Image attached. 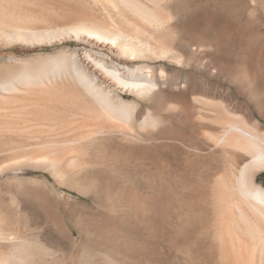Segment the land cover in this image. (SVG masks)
<instances>
[{
  "label": "rangeland",
  "instance_id": "1",
  "mask_svg": "<svg viewBox=\"0 0 264 264\" xmlns=\"http://www.w3.org/2000/svg\"><path fill=\"white\" fill-rule=\"evenodd\" d=\"M63 2L36 27L50 16L60 25L77 14H102ZM168 2L182 18L176 42L206 45L196 58L204 66L220 59L228 77L193 62L124 63L114 50L83 38H12L0 23V264L234 263L219 236L209 184L223 174L224 159L198 152L182 118L158 105L171 99L169 92L187 90L190 99L249 110L264 125V0ZM60 60L67 72H51ZM96 60L112 70L148 63L158 69L163 91L143 100L103 84ZM76 68L101 79L116 107L126 102L132 121L120 108L121 114L98 106ZM243 81L251 85L247 93L239 88ZM149 113L161 116L157 128L142 124ZM214 167L220 172L207 180L205 171ZM258 181L264 185V172Z\"/></svg>",
  "mask_w": 264,
  "mask_h": 264
},
{
  "label": "bare ground",
  "instance_id": "2",
  "mask_svg": "<svg viewBox=\"0 0 264 264\" xmlns=\"http://www.w3.org/2000/svg\"><path fill=\"white\" fill-rule=\"evenodd\" d=\"M19 1L21 4L24 0ZM26 1L24 3L27 4L26 6H20L15 0H0V23L6 27L12 38L36 41V43L60 41L63 38H83L114 50L124 63L132 62L130 59L141 63L166 59L178 66H189L190 62L196 64L195 66H204L203 62L196 58V54L206 45L176 42L181 14L178 10H174L175 7L172 8L170 5L172 2L168 0H72L91 6L95 10L99 9L102 14L98 11L81 14L78 12L80 17L77 14L78 18L65 19L66 21L60 25L55 24L57 20L49 19L52 17L50 16L46 19V24L49 26L43 24L38 28L36 24L41 25L43 23L41 19H45L49 11H52V14L56 11L58 8V5L55 7L56 2L59 0H40L41 10L35 8V0H29V3ZM62 3L65 4L63 0ZM174 19H178L176 23ZM38 21L42 22L38 23ZM106 62L95 61V66L101 71L103 84L108 83L109 86L121 88L143 100L162 93L161 82L156 74L158 69L148 63H143L134 69L125 66L122 70L117 67L112 70ZM223 63L213 57L209 64L204 66L205 72L211 74L212 70H215L216 73L228 77L231 72ZM65 68L64 61H56L51 72H64L65 70H62ZM79 70L76 68L81 87L98 106L111 113L120 108L122 115L126 117L125 120L132 121L130 112L123 111L126 109L124 108L126 102L124 106L119 107L121 105L119 104L116 107L110 92L102 88L104 85L102 86L101 79L98 81L97 77H91L84 72L85 70ZM126 72L132 74L129 75L130 79L126 78ZM160 77L163 78L164 75L161 74ZM243 82L239 88L247 93L252 89H250L251 85L247 81ZM167 98L175 99V102L166 99L163 103H159L158 107L167 112H175L182 118L186 128L190 130L188 133L194 134L195 138L191 139L197 138L196 142L200 144L196 150L208 152L209 157L214 160L224 159L221 176L218 175L219 177L214 181L209 180L220 172L215 167L205 171V175L212 185L217 222L221 225L219 226L221 229L218 230L219 236L222 235L221 240L229 244L230 254H228L234 261L233 264H264V185L258 181L261 172H264V125L257 119L254 120L249 110H237L223 100L220 103L201 97L190 99L187 90L178 93L169 92ZM160 120L161 116L157 117L149 113L142 124L157 128ZM226 235L229 242L226 240Z\"/></svg>",
  "mask_w": 264,
  "mask_h": 264
}]
</instances>
